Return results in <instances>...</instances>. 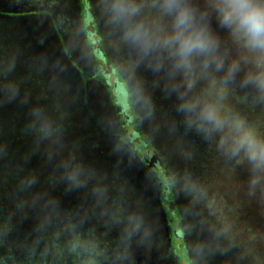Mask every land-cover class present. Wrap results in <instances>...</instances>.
<instances>
[{
    "label": "clouds",
    "instance_id": "obj_1",
    "mask_svg": "<svg viewBox=\"0 0 264 264\" xmlns=\"http://www.w3.org/2000/svg\"><path fill=\"white\" fill-rule=\"evenodd\" d=\"M97 6L105 24L99 46L107 65L96 45L85 41L84 50L101 73L115 70L122 90L112 84L110 94L118 109L137 122L151 121L157 110L154 90L175 97L185 128L213 144L226 160L248 165L250 195L258 188L264 192V121L250 119L238 107L249 101L253 107L264 105V0H99ZM145 73L152 75L150 83ZM7 90L14 97L18 86L9 83ZM33 117L38 141L62 147V125L40 107L33 109ZM114 151L142 155L134 133L127 130L117 133ZM55 154L50 151L49 159ZM57 168L56 179L67 190L87 189L94 202L83 214L62 212L57 198L35 194L32 204L43 199V214L36 239L26 245L28 264H134V245L151 248L156 226L143 201L133 202L134 190L126 180L118 175L110 180L75 152ZM37 182L36 174H29L19 187L28 190ZM168 183L190 197L186 211L208 209L201 225L209 236L191 242L189 264H204L225 242L229 247L237 243L234 221L204 183L188 171L169 175ZM90 215H98L107 231L84 230ZM195 227L189 224L188 232ZM113 229L118 235L109 241ZM10 230V225L0 228V241Z\"/></svg>",
    "mask_w": 264,
    "mask_h": 264
},
{
    "label": "rangeland",
    "instance_id": "obj_2",
    "mask_svg": "<svg viewBox=\"0 0 264 264\" xmlns=\"http://www.w3.org/2000/svg\"><path fill=\"white\" fill-rule=\"evenodd\" d=\"M87 2H89L91 20L94 18L92 21H97L96 27L91 28L94 36H90L86 31V29L89 30L84 11ZM46 3L44 0L0 1V7L13 6L9 9L11 12L0 13V118L2 117L3 120L6 117L14 118V115L9 112L13 104L18 105L20 112L19 115H15L18 124V127L15 128L34 130L32 127L34 108L40 107L49 114L59 111L64 106V113L63 110L60 111L62 116L59 121L62 125V147L59 146V155L53 159V166L52 163L48 166L49 172H45L47 180H55L51 177L50 171L52 175L57 173L58 162L69 152H75L86 163L107 173L110 180L118 175L120 180H126L134 190L133 202L137 198L143 201L150 220L156 226L151 248L134 245V264H189L191 242L195 239H207L209 236L205 226L200 224L202 218H208V214L204 213L205 216L204 214L200 216L196 210L194 212L186 211L189 208L188 202H182V196L179 197L177 190L169 185L168 177L177 169L170 161L171 156L167 154L166 147L164 148L160 143L159 132H155L151 123L148 120L137 122L135 117H132L131 123L133 124L128 125V119L122 112L116 111L114 114L116 105L110 94V85H116V81H119L115 70L109 71L106 68L101 73L98 71L97 62L91 59L84 50L85 41L96 45L97 56L107 65V57L104 56L103 50L99 46L105 31V24L97 6L99 0H63V2L57 0L44 10L42 5ZM64 3L67 4V8L60 6ZM51 20L59 23L61 34H38L39 37H35L40 29L44 31L49 29ZM77 28H79V32H77ZM33 32L35 33L32 34ZM12 35L17 38L12 40L13 45L10 38L7 39V36ZM48 42L51 44L49 45ZM59 48L67 58L62 60V56L57 54L56 49ZM70 53L72 56L69 58ZM54 57L61 59V64L57 67V74L61 68L74 74V78L70 80L72 91L74 93L79 91L76 80H79L78 82L83 86L82 92H77L74 97L75 100L78 99L79 109L80 104L83 106L88 104V108L92 110L94 116L93 124H88L83 116L76 110L73 111V104L70 101L72 98L66 92L68 86L65 81H61L62 84L57 82L56 71L49 65ZM60 78L62 79L63 76ZM79 78L87 80L88 87L86 89L88 91L85 90V86ZM147 79L149 83L152 80L150 77ZM9 83L18 86V92L11 98L7 90ZM117 88L118 91L122 90L121 86ZM157 95L161 101L165 97L163 94ZM157 95H154V100L157 99ZM66 103L67 105H64ZM7 128L10 129V126ZM135 128H140L148 133L149 139L138 140L137 138L136 140L142 143L139 147L142 155L137 154L133 157L126 151L115 152L117 133L124 130L133 133ZM5 131L10 132L9 130ZM6 132L4 133L8 138ZM35 136L36 139L26 146L29 149L35 148L36 151H45L44 140L38 141L37 133ZM53 148L51 147V150ZM154 156L158 159L156 167L150 164ZM165 183H167L166 186ZM63 191L67 192V198L63 200L64 203L60 204L65 205V207L60 206L62 212H66L67 209H75L80 210L83 214V210L91 209L94 201L87 189L70 190L68 193L67 185L64 183L61 188L52 186L47 193L57 198ZM69 202H73V206L76 208L68 207ZM89 219L97 222L99 220L95 225L94 222H92V226L90 225L95 227L98 232L107 231L102 225L104 224L103 220L98 218V215H90ZM193 223L196 225L195 230L189 233L187 226ZM110 233L112 236L110 234L106 238L107 240L113 239L114 234L117 236L118 229H113ZM235 233L236 237L240 239L242 234H239V230ZM239 239H236V244L243 250ZM255 240L257 243L259 242L257 238ZM223 246L229 247L227 242ZM157 248L161 249L160 254H158ZM242 252L243 255L246 254V252ZM235 253L238 257L237 250ZM204 264H230V262L227 256L223 257L214 251L207 256Z\"/></svg>",
    "mask_w": 264,
    "mask_h": 264
},
{
    "label": "trees",
    "instance_id": "obj_3",
    "mask_svg": "<svg viewBox=\"0 0 264 264\" xmlns=\"http://www.w3.org/2000/svg\"><path fill=\"white\" fill-rule=\"evenodd\" d=\"M44 1L47 2L45 5H42V8L45 10L48 5L57 0ZM58 1L63 2V0ZM60 6L62 8H67L66 3H64V5L61 4ZM12 7L13 6L0 7V13L11 12L9 9ZM84 11L87 16L86 24L89 28V30L86 29V31L90 36H94V32L91 31V28L94 29V27H96L97 21H92L94 18L92 20L90 18L89 2L84 6ZM34 33L35 32L32 34ZM52 33L55 35L61 34L59 23L57 21L55 22V20L51 22L49 29L46 31L40 29L35 37H39L38 34L49 35ZM9 38L13 45L14 42H12V40L17 39L16 36H7V39ZM6 44L9 46L8 41H6ZM48 44L50 45L51 42H48ZM57 44H60L58 40ZM56 50L58 51L57 54L62 56V60L63 58H67L63 54L61 48ZM71 56L72 53L69 54V58ZM61 59L54 57L49 63L51 68L56 71V80L59 84H62L61 81H65L66 86H68V88L66 87V92L68 96L72 98L70 101L74 106H72L73 111L76 110L81 116H83L88 124H93L94 116L92 110L88 108V104L85 106L80 104L79 109L78 99L75 100L74 97L77 92H82L81 89H83V86L78 82L79 80H76L79 91L74 88L75 91H77L74 93V91H72L73 87L70 84V80L74 78V74L63 68H61L59 70L60 72L57 74V67L60 66ZM145 74L147 78H152L150 73ZM61 76H63L62 79L65 80H62L60 78ZM80 81L84 84L85 90L88 91V89H86L88 87L87 80L80 79ZM116 85L117 87H120L118 80L116 81ZM157 94L162 95L163 92L156 89L154 90V95L156 96ZM239 95L243 97L244 93L242 90L239 92ZM160 99L157 95V99L154 100L157 109L155 119L148 121L151 123L152 128L156 130L155 132H159L160 143L164 148L166 147L167 154L171 156L169 159L175 169H177L175 173H184L185 171H188L194 178H197L204 183L209 189L210 196H214L217 199L219 206L234 221L235 232L239 230V234H242L240 239L237 237L236 239L241 241L244 248L243 250L240 249L238 244L231 247H225L222 245L221 250H217V253L223 257L227 256L230 264H264V192L258 188L255 194H249L250 190L248 181L250 172L248 165L237 164L235 161L226 160L216 151L213 144L205 140L195 131L186 129L182 123V116L175 111V97L169 98L165 96L162 101ZM64 105H67V103ZM17 106L13 104V107L9 112V114L11 113L14 115V118L11 119L6 117L4 120L2 117L0 118V228L10 225L11 229L7 235L3 237V240L0 241V261H3L4 264H28L27 258L29 252L26 245L32 244L38 235L36 228L40 217L43 214L42 205L44 203V200L41 199L35 204H32V197L37 193H42L46 194L44 197L46 199L47 196H51L50 193L48 194L47 192L50 191L52 186L54 188H61L64 184V182L56 179L60 173L58 168V172L53 175L50 171L51 177L55 180H47L45 175V172H49L48 166H50L51 163L53 166V159L58 157L57 155H59L58 151L60 150V147H55L51 145L48 140H44L43 145L46 148L45 151H36L35 148L29 149L26 145L31 144L36 139V133L32 129L18 130V128H15L18 127L15 115H19L20 112L18 109L19 106ZM63 107L64 106H62V109L60 108L59 111L49 113V115H51L57 122L61 119L62 112L60 111L65 109ZM238 107L245 111L250 119L264 121V105L253 107L249 101L248 103H240ZM116 111L123 113L124 117L128 119V125L133 124L131 123L132 117L130 118L128 114L119 110L117 106L114 114ZM173 122H175V128L172 127ZM7 126H10V129L7 128ZM5 130H9L10 132H6ZM4 132L8 133V138ZM133 133L136 140L137 138L138 140L149 139L147 137L148 133L140 128H135ZM141 144V142H137L138 148ZM51 147H54L53 150H51ZM50 151L56 153L51 160L49 159ZM33 173L36 174L38 182L31 189L21 190L19 187L20 181L25 176ZM162 179L164 181L163 176ZM166 185L167 183H165V186ZM68 193H70V190H68ZM177 194L179 197L182 196V202H188V205H190V197L183 192H178ZM66 198V191H63L62 194L57 197L60 204L61 202L64 203L63 200ZM25 200H27L28 203L23 208L19 207V205ZM68 204V207L76 208L73 206V202H69ZM60 206L65 207V205ZM195 210L200 213V216L204 213L208 214V209L203 206H197ZM72 211L76 210L67 209L66 212ZM202 220L205 219L202 218ZM92 222H94L95 225L99 220L97 222L88 219L83 225V229L91 228ZM102 225L104 226V224ZM205 229H207L206 226ZM110 234L111 233H108L107 237ZM110 236H112V234ZM113 236L115 238L116 234ZM114 238L109 241H113ZM255 238L259 241L258 243ZM43 247L44 241L42 240L36 249L37 257L40 252L43 251ZM235 250L238 251V257ZM242 251L246 252V254L243 255ZM157 252L160 254L161 249L157 248ZM235 260L236 262L239 261L236 263Z\"/></svg>",
    "mask_w": 264,
    "mask_h": 264
},
{
    "label": "water",
    "instance_id": "obj_4",
    "mask_svg": "<svg viewBox=\"0 0 264 264\" xmlns=\"http://www.w3.org/2000/svg\"><path fill=\"white\" fill-rule=\"evenodd\" d=\"M150 164L152 166H155V167L158 165V159H157L156 156L153 157V159L151 160Z\"/></svg>",
    "mask_w": 264,
    "mask_h": 264
}]
</instances>
